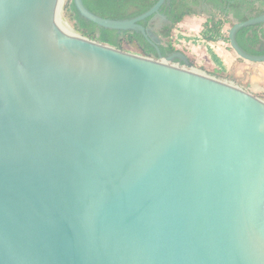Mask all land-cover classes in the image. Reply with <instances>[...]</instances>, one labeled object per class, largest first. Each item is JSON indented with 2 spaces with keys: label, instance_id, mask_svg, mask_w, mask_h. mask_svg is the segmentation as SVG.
<instances>
[{
  "label": "water",
  "instance_id": "95a60500",
  "mask_svg": "<svg viewBox=\"0 0 264 264\" xmlns=\"http://www.w3.org/2000/svg\"><path fill=\"white\" fill-rule=\"evenodd\" d=\"M166 1L110 20L72 0L158 45L141 22L170 24ZM61 2L0 0V264H264V100L181 51L74 37ZM263 23L227 33L255 65L237 34Z\"/></svg>",
  "mask_w": 264,
  "mask_h": 264
},
{
  "label": "trees",
  "instance_id": "16d2710c",
  "mask_svg": "<svg viewBox=\"0 0 264 264\" xmlns=\"http://www.w3.org/2000/svg\"><path fill=\"white\" fill-rule=\"evenodd\" d=\"M158 1L83 0L92 13L110 20H130L139 17L154 7ZM203 7H210L212 10L200 33L201 38L208 43L229 44L226 26L233 27L234 20L243 23L264 16V0H167L160 13L166 16L170 24L164 26L163 43L158 45L135 31L120 32L98 27L81 17L72 1L67 11L73 22H76V31L82 37L126 52L134 49L142 56L159 59V53L166 56L180 52L172 41V32L185 18L206 14ZM151 19L141 22V25L148 28ZM237 43L250 55L264 56V23L239 31Z\"/></svg>",
  "mask_w": 264,
  "mask_h": 264
},
{
  "label": "crops",
  "instance_id": "0c3cea01",
  "mask_svg": "<svg viewBox=\"0 0 264 264\" xmlns=\"http://www.w3.org/2000/svg\"><path fill=\"white\" fill-rule=\"evenodd\" d=\"M206 12L201 16L187 17L179 24V28L184 30L185 33L181 39H178V45H183L188 50L187 55L193 59V62L191 61L193 66L200 68L203 73L210 76L221 80L233 78L236 81L237 74L242 71L244 74L242 78L246 77L248 79L251 75V93L260 97L258 94L264 93V65L243 66L239 61L240 58L231 49L230 44L205 42L200 33L203 24L212 13L211 8L208 7ZM230 28L229 25L226 26L225 32L228 33ZM178 45L177 47H179ZM227 75L229 78H227ZM238 84L243 85L244 83L240 81Z\"/></svg>",
  "mask_w": 264,
  "mask_h": 264
},
{
  "label": "rangeland",
  "instance_id": "374dc122",
  "mask_svg": "<svg viewBox=\"0 0 264 264\" xmlns=\"http://www.w3.org/2000/svg\"><path fill=\"white\" fill-rule=\"evenodd\" d=\"M71 1L72 0H62V2H61V4H60V7H59V15H60V17L62 18V20L65 22V24L66 25H68L77 35H79V36H81L80 34H78V32L76 31V28H75V23L73 22V20L71 19V17H70V14L68 13V11H67V7H68V5L71 3ZM62 12V13H61ZM152 25H153V27L152 28H155L154 29V31H153V34L156 36V37H158L159 38V36L157 35V33H155V32H159L161 29H163V27L165 26V25H167V23L164 21V20H162L161 18H156L155 20H154V22L152 23ZM230 26V25H229ZM231 27V26H230ZM185 33V31L184 30H181V28H179V26H177V29H175L173 32H172V41L175 43V45H176V48L178 49V50H180L182 53H184L189 59H190V61H192L193 62V59H191L188 55H187V53H188V50L187 49H185L184 47H183V45L181 46H179L178 45V39H181L182 37H183V34ZM159 39H161V38H159ZM177 45L179 46V47H177ZM127 52H131V53H135V54H139L138 52H136V50H134V49H130V51H127ZM240 61V63L243 65V66H249V67H252V65H255V64H251V63H249V62H247V61H245V60H242V59H240L239 60ZM175 65H177V66H180V67H183L182 65H180L179 63H175ZM194 68H195V70H197L198 72H202L201 71V69L200 68H198V67H195L194 66ZM235 70V69H234ZM233 74H234V72H233ZM208 75V74H207ZM238 76L236 77L237 78V80L239 81H237L236 82V84H237V86H239L240 88H244V90H246L247 92H250L251 93V75L249 76V78L248 79H246V77L245 78H242L243 77V71L242 72H240V74H237ZM227 78H229V76L227 75ZM228 79H226L225 81H227ZM256 80V79H255ZM240 81L241 82H243L244 84L243 85H239L238 83H240ZM258 92H259V90H257ZM260 93V92H259ZM259 96H260V98L261 99H263L264 100V93H262V94H258Z\"/></svg>",
  "mask_w": 264,
  "mask_h": 264
},
{
  "label": "flooded vegetation",
  "instance_id": "af4514ba",
  "mask_svg": "<svg viewBox=\"0 0 264 264\" xmlns=\"http://www.w3.org/2000/svg\"><path fill=\"white\" fill-rule=\"evenodd\" d=\"M203 8L207 9L208 7H203ZM162 15H164V14H162ZM74 23H76V22L74 21ZM152 27H153L152 23L149 22V27L148 28H152ZM163 29H164V27H163ZM163 29H161L159 32H155V33H157V35L159 36V38H161V40H163V38H162L163 37Z\"/></svg>",
  "mask_w": 264,
  "mask_h": 264
},
{
  "label": "bare ground",
  "instance_id": "6f19581e",
  "mask_svg": "<svg viewBox=\"0 0 264 264\" xmlns=\"http://www.w3.org/2000/svg\"><path fill=\"white\" fill-rule=\"evenodd\" d=\"M62 13V12H61ZM65 23V22H64ZM66 27H67V29H68V31H69V33L72 35V36H74V37H77L78 35L68 26V25H66ZM79 34V33H78Z\"/></svg>",
  "mask_w": 264,
  "mask_h": 264
}]
</instances>
